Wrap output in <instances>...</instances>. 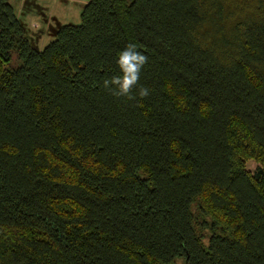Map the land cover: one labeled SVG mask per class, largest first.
I'll return each instance as SVG.
<instances>
[{
    "label": "trees",
    "instance_id": "obj_1",
    "mask_svg": "<svg viewBox=\"0 0 264 264\" xmlns=\"http://www.w3.org/2000/svg\"><path fill=\"white\" fill-rule=\"evenodd\" d=\"M12 1L0 264H264V0H89L43 48ZM129 43L148 62L117 98Z\"/></svg>",
    "mask_w": 264,
    "mask_h": 264
},
{
    "label": "clouds",
    "instance_id": "obj_2",
    "mask_svg": "<svg viewBox=\"0 0 264 264\" xmlns=\"http://www.w3.org/2000/svg\"><path fill=\"white\" fill-rule=\"evenodd\" d=\"M147 62L148 58L137 50V46L129 43L118 53L116 60L121 75L104 80V87L109 89L111 94L117 98L134 99L132 95L133 88L138 85L141 72ZM138 95L141 99L147 98L150 91L148 88L141 86Z\"/></svg>",
    "mask_w": 264,
    "mask_h": 264
},
{
    "label": "rangeland",
    "instance_id": "obj_3",
    "mask_svg": "<svg viewBox=\"0 0 264 264\" xmlns=\"http://www.w3.org/2000/svg\"><path fill=\"white\" fill-rule=\"evenodd\" d=\"M23 1V0H22ZM59 1V0H58ZM89 0H65L66 5H64L66 13L63 14H59L58 13V7L59 4L61 3V1H59V3H57L56 0H38L37 2H41L42 4H44L45 6L49 5V9L46 10V14L48 17H41V16H34V17H30L32 18V21H29V19H27L28 25L29 27L32 29L31 23L33 24L34 27V31H39L38 29H43V36L41 37L40 41H39V47L38 48H43L46 44L50 43L51 41H53L56 37V31L58 30V28L60 27H56V31H55V25H52L53 22L52 19L50 20L51 24L48 25L49 22H46L45 19H49V17L52 18H56L57 24L60 25H65V24H73V25H77L80 23V13H81V8L80 5L81 3H86ZM24 7H26V9H28V7L30 6L31 2H34V0H24ZM12 4H14V1H12ZM18 10V9H17ZM32 12H30L29 14H31ZM27 14V18L28 15ZM49 21V20H47ZM46 22V23H45ZM59 26V25H58ZM39 33V32H38ZM31 34V40L32 43L34 44V46L36 45V37L34 34ZM257 168V163H255L254 161H249L247 164V169L251 172H254L255 169ZM175 264H185L184 259L180 258L177 259Z\"/></svg>",
    "mask_w": 264,
    "mask_h": 264
},
{
    "label": "crops",
    "instance_id": "obj_4",
    "mask_svg": "<svg viewBox=\"0 0 264 264\" xmlns=\"http://www.w3.org/2000/svg\"><path fill=\"white\" fill-rule=\"evenodd\" d=\"M23 1L22 0H14L13 6L15 8V12H16L19 20L23 24V26H24V28L26 30V33L29 36V38L31 39V36H30L31 34H29V33H32V34L35 35V37H36V46L39 47V41H40L41 37L43 36V29H38L39 33L37 31H34L35 29L33 27L32 22H30L31 26H32V29H31L29 27V25H28L27 19H29V21H32V18H30V17H34V16H38V17L39 16H41V17L45 16V17H48L47 14H46V10L49 9V5L45 6L41 2H37L38 0H34V2L30 3V6L28 7V9H26V7H24V2ZM56 1H57V3H59V1H61V3L59 4V7H58V10H59L58 13L59 14H63V13L67 14L66 10H65V7H64V5H66L65 0H59V1L56 0ZM86 3H81V5H80L81 10L83 9V7L85 6ZM30 12H32V13L29 14ZM27 14H29L28 18L26 16ZM51 19H52L51 22H53L52 25L56 24L54 26L55 30L57 29L56 27H61L62 26L60 24H57L58 20L56 18H52V17H49V19L48 18L45 19L46 22H49L48 25L51 24V22H50ZM47 20H49V21H47Z\"/></svg>",
    "mask_w": 264,
    "mask_h": 264
}]
</instances>
